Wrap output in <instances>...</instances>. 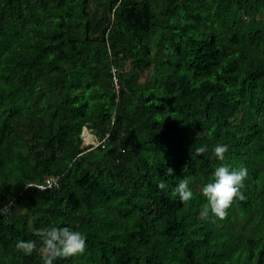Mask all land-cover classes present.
<instances>
[{
    "label": "trees",
    "instance_id": "obj_1",
    "mask_svg": "<svg viewBox=\"0 0 264 264\" xmlns=\"http://www.w3.org/2000/svg\"><path fill=\"white\" fill-rule=\"evenodd\" d=\"M221 165L245 198L203 219ZM49 226L86 235L54 264H264V0H0V264Z\"/></svg>",
    "mask_w": 264,
    "mask_h": 264
},
{
    "label": "clouds",
    "instance_id": "obj_2",
    "mask_svg": "<svg viewBox=\"0 0 264 264\" xmlns=\"http://www.w3.org/2000/svg\"><path fill=\"white\" fill-rule=\"evenodd\" d=\"M207 150L206 146H200L195 148L194 151L195 155L199 156L206 153ZM228 150V145L217 144L213 148V155L218 160L224 161ZM173 172L174 169L168 167L165 175L172 176ZM247 175L248 171L244 166L230 168L229 166L221 165L217 167L213 173V179L204 184L201 189L202 195L207 202L200 210V217L208 219L211 216L224 219L227 216V209L232 205L233 201L237 198L241 200L245 198L241 189L244 187ZM158 187L166 189L167 185L164 180H161ZM173 195H178L182 203L192 199L193 193L189 188V180L187 178L179 180L173 190ZM35 235L40 241L39 248L34 240H18L15 248L25 255H31L34 251H39L43 264H54L57 259L81 254L87 246L86 235L67 226L38 228L35 231Z\"/></svg>",
    "mask_w": 264,
    "mask_h": 264
},
{
    "label": "built area",
    "instance_id": "obj_3",
    "mask_svg": "<svg viewBox=\"0 0 264 264\" xmlns=\"http://www.w3.org/2000/svg\"><path fill=\"white\" fill-rule=\"evenodd\" d=\"M59 177H60L59 175H51V176L45 177L43 183H38V184H33V185L41 189H46L51 186H57Z\"/></svg>",
    "mask_w": 264,
    "mask_h": 264
},
{
    "label": "water",
    "instance_id": "obj_4",
    "mask_svg": "<svg viewBox=\"0 0 264 264\" xmlns=\"http://www.w3.org/2000/svg\"><path fill=\"white\" fill-rule=\"evenodd\" d=\"M88 130H89V128H87V127H83V128H82V132H81V135H80V136H81V137H80V138H81L80 148H83V147H84L83 145H85V146L87 145V144H85V143L83 142L82 139H83V133L86 132V131H88ZM89 134H90V133H89ZM90 135H92V133H91ZM91 144L94 145V146H96V145H97V142L95 143L94 140H92V141H91Z\"/></svg>",
    "mask_w": 264,
    "mask_h": 264
},
{
    "label": "rangeland",
    "instance_id": "obj_5",
    "mask_svg": "<svg viewBox=\"0 0 264 264\" xmlns=\"http://www.w3.org/2000/svg\"><path fill=\"white\" fill-rule=\"evenodd\" d=\"M87 132H89L90 134H91V132H90V130H88ZM83 138H86V139H89V140H94V142L96 143L97 141H96V138L94 137V135L92 136L91 135V137H89V136H85V137H83ZM85 140V139H84ZM86 144H87V141H86ZM91 144V142L90 143H88V145H90ZM84 147H86L85 145H83Z\"/></svg>",
    "mask_w": 264,
    "mask_h": 264
},
{
    "label": "bare ground",
    "instance_id": "obj_6",
    "mask_svg": "<svg viewBox=\"0 0 264 264\" xmlns=\"http://www.w3.org/2000/svg\"><path fill=\"white\" fill-rule=\"evenodd\" d=\"M83 137H84V133H83Z\"/></svg>",
    "mask_w": 264,
    "mask_h": 264
}]
</instances>
